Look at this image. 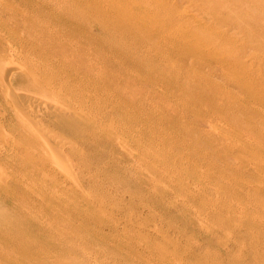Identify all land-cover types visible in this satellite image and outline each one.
Returning a JSON list of instances; mask_svg holds the SVG:
<instances>
[{
	"label": "rangeland",
	"instance_id": "374dc122",
	"mask_svg": "<svg viewBox=\"0 0 264 264\" xmlns=\"http://www.w3.org/2000/svg\"><path fill=\"white\" fill-rule=\"evenodd\" d=\"M2 1L21 9L19 0ZM171 2L181 21L173 30H199L206 17L188 0ZM12 10H0V216L19 222L32 248H53L41 259H27L19 248L11 255L0 221V264H264V105L224 78L215 50L182 61L177 50L185 48L167 38L161 50L110 54L99 25L95 42L61 33L66 25L52 19L41 22L51 31L36 40L41 35L29 31L33 10ZM38 47L53 61L64 59L62 73L81 72L74 92L44 95L24 61L26 48ZM240 50L241 65L264 85V59ZM5 85L15 90L10 97L2 94ZM44 96L80 116L37 123L42 142L27 134L22 118ZM48 132L62 136L63 147ZM17 147L29 150L30 164L16 159ZM53 157L63 169L64 235L42 239L4 191L16 170L18 180L41 188Z\"/></svg>",
	"mask_w": 264,
	"mask_h": 264
},
{
	"label": "bare ground",
	"instance_id": "6f19581e",
	"mask_svg": "<svg viewBox=\"0 0 264 264\" xmlns=\"http://www.w3.org/2000/svg\"><path fill=\"white\" fill-rule=\"evenodd\" d=\"M19 1L22 2L19 4L21 9L18 11V5L12 9H16L18 14L22 12L24 7L33 10L35 16H32L33 21L30 23L29 31L31 36L36 33L41 35L40 39L37 38L36 40H41L51 31L42 27L41 22L44 19H52L54 22L58 21L66 25L62 28L61 33L66 31L64 29L70 32L73 30L78 32V35L86 36L88 41L95 42L99 39H96L92 32L94 27L99 25L102 33L100 41L108 46L111 50L110 54L120 51L127 53L126 51L131 50H161L160 43L167 41V38H170L177 46L185 48L181 52L177 50L182 61L186 57H195L197 60L215 50L220 60L218 65L225 72L223 73L224 78H229L230 81L236 80L247 91V94L252 96L254 101L264 105L263 82L254 80L259 74L257 76L249 74V70L239 62L242 55L240 47L242 49L250 48L258 54L253 58H259L260 61L264 59V0H188L198 13L206 17L202 24H197L199 30L195 29L194 32L173 30L181 21L177 12L170 6V4L173 5L172 0ZM34 7L36 8L34 9ZM12 9L0 0V10L3 14L12 12ZM192 20L194 19L190 18L188 23H193ZM189 26L191 27V25ZM201 28L205 30L200 31ZM198 32L207 34L200 38ZM26 40L29 41L30 39L27 38ZM155 40L158 42L155 43ZM237 41L242 43L239 47L236 46ZM28 43H31V40ZM26 50L24 61L35 70L31 75L38 77L40 84L44 87L45 96H62L65 89L74 92L73 88L76 83L83 81L80 77L81 72L78 70H73L70 77L68 76L69 73H62L68 69L67 66L61 71L60 63L64 62L63 58L60 57V60L53 61L39 47L36 52L35 49L31 48H26ZM244 57L252 58L249 54ZM139 60L143 62L141 58ZM141 61L140 64L135 61L139 64L138 67L143 64ZM145 64L141 65V69H139L142 71L147 69ZM15 67L16 65L9 66L7 71H16ZM150 70L153 68L151 67ZM150 70L144 72L147 73L146 71L150 72ZM82 71L86 72L85 69ZM259 78L258 76L257 80ZM173 81L170 83L172 84ZM54 83L62 85V90L58 89ZM71 85L74 86H72V91ZM14 91L10 85H5L2 94L10 97ZM70 94L72 95V93ZM45 96L36 99L31 104L29 103L28 108L31 111L25 113L22 118L23 126L28 131L27 134L32 137L38 136L42 142L46 141V137L39 133L40 127L37 123L47 119L60 123L59 119H62L63 116L70 119H77L80 116L79 111L73 106L57 105ZM33 132L36 135H33ZM46 136L55 140L58 146L63 147L65 142L62 136L51 132L46 133ZM17 148L16 159L30 164L32 159L29 150ZM41 169L42 171L45 170L43 167ZM62 170L59 160L53 157V168L45 171V175L42 173L45 176V182L41 184V188L44 189H33L28 182L18 180V176L16 178L14 175L17 170L12 172V176L8 175V181L12 182L13 187H5L6 196L14 204V211L21 214L27 212L26 217L37 223L38 232L42 239L50 237L60 239L64 235L62 223L65 185ZM22 208L26 211L22 212ZM0 221L8 228V231L6 230L7 238L13 245L10 251L11 255H16L18 248L25 252L27 259L31 255L33 258H45L51 252L53 245L50 243L43 245L42 248L41 246L32 248L33 245L29 244L30 242L28 243V239L25 238L27 234L19 228V222L16 223L15 220L13 221L6 216H0Z\"/></svg>",
	"mask_w": 264,
	"mask_h": 264
}]
</instances>
